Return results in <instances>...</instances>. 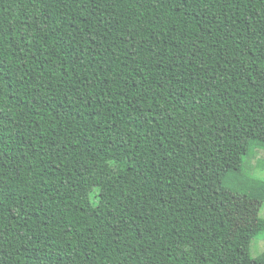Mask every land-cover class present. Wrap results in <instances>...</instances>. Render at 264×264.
<instances>
[{
    "label": "trees",
    "instance_id": "1",
    "mask_svg": "<svg viewBox=\"0 0 264 264\" xmlns=\"http://www.w3.org/2000/svg\"><path fill=\"white\" fill-rule=\"evenodd\" d=\"M255 150L264 0H0V264H264Z\"/></svg>",
    "mask_w": 264,
    "mask_h": 264
},
{
    "label": "rangeland",
    "instance_id": "2",
    "mask_svg": "<svg viewBox=\"0 0 264 264\" xmlns=\"http://www.w3.org/2000/svg\"><path fill=\"white\" fill-rule=\"evenodd\" d=\"M243 172L255 179L264 181V150H255L253 154L244 158ZM221 201L226 202L230 199V195L226 189H222L219 195ZM260 222L264 229V206L260 211ZM264 252V237L254 239L251 242L250 254L255 257Z\"/></svg>",
    "mask_w": 264,
    "mask_h": 264
}]
</instances>
